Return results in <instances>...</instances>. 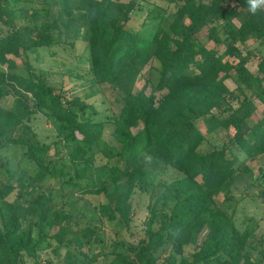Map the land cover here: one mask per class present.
<instances>
[{"label":"trees","instance_id":"trees-1","mask_svg":"<svg viewBox=\"0 0 264 264\" xmlns=\"http://www.w3.org/2000/svg\"><path fill=\"white\" fill-rule=\"evenodd\" d=\"M45 1L57 5V16L39 27L32 24L38 9L24 15L30 24H19L0 5V149L11 144L24 147L37 180L63 177L85 193H100L112 185L111 203L101 207L109 210V217L118 215L125 223L131 219L134 188L151 186L142 165L144 156L183 173L166 182L154 199L134 257L115 250L108 264H167L169 254L160 261L154 252L166 242L193 244L182 264H264L249 254L248 249L257 248L247 242L252 229L237 227L215 204L216 195L228 191V180L240 171L241 155L248 160L264 154V110L259 111L255 102L257 97L264 105V57L254 73L236 44L250 37L264 38V11L260 8L253 14L246 0H166L157 21L144 20L133 27L129 21L141 7L140 0ZM53 30L66 36L71 46L77 39L86 42L94 78L120 92L115 97L122 102L118 114L97 117L91 102L78 95L65 96L48 80L47 71L35 70L27 57L22 58L25 71L15 69L13 56L21 58L31 47L58 43ZM198 32H205L212 43L199 40ZM222 43L225 48L220 51ZM155 60L158 81L150 84L145 79L138 85L143 67ZM232 74L239 80L235 88L224 81ZM9 96L12 100L7 103ZM37 111L55 126L56 140L40 141L26 122ZM106 121L112 124L110 139L103 136ZM217 127L231 128L227 140L201 150L206 133ZM95 149L107 160L104 179L91 172ZM12 187L8 182L0 184V196ZM51 199L36 192L0 203V264H20L24 255L36 254L42 238L34 239L31 227L23 225L29 212H37L56 227L49 237L59 244L73 231L64 222L70 213L56 208ZM90 232L84 224L81 235L72 240L80 245L89 241ZM72 263L86 260H68Z\"/></svg>","mask_w":264,"mask_h":264},{"label":"rangeland","instance_id":"rangeland-1","mask_svg":"<svg viewBox=\"0 0 264 264\" xmlns=\"http://www.w3.org/2000/svg\"><path fill=\"white\" fill-rule=\"evenodd\" d=\"M139 2L141 7L133 11L129 21V25L133 27H140L144 20L157 21L163 7L167 4L166 0H140ZM1 4L7 15L15 17L19 24H30L31 21L24 15L32 8L39 10V15L32 19V24L35 23L38 27L43 21H52L57 16V5L45 0H0ZM261 9L264 11V6ZM242 10L245 13V9ZM218 32L222 37H227L226 31L219 29ZM198 33L199 40L212 43L205 32ZM52 34L58 43L51 46L31 47L22 53L21 58L13 56L17 62L15 69L24 72L22 58L27 57L35 70L47 71L48 80L55 83L65 96L78 95L91 102L97 111V117L106 118L118 114L122 102L117 101L115 97L120 92L110 84L98 82L94 78L87 59L86 42L77 39L76 44L71 46L68 38L61 36L57 30H53ZM236 44L240 46L241 53L246 56L248 68L257 73V63L261 57H264V38L250 37L244 43L237 41ZM218 48L222 51L225 44L218 45ZM158 78V61L155 60L143 67L137 84L140 85L145 79L150 84L156 83ZM224 81L229 88H235L239 83L235 74L226 77ZM149 89L148 86L147 90ZM11 100L12 96H9L6 102L9 103ZM232 102L237 104V100ZM255 102L259 111L264 110L263 103L257 97ZM86 113L91 115L89 109H86ZM26 122L37 133L40 141L56 140L55 126L44 113L37 111L31 114ZM105 126L106 131L103 136L110 139L112 137L109 130L112 124L106 121ZM200 127L204 130L201 124ZM25 131L28 132V130ZM230 132V127H217L206 133L200 149L206 150L212 145H222ZM58 145L60 146V143ZM23 151L24 147L19 144H11L0 149V184L8 182L13 186L8 194L4 197L0 196V203L4 200L9 202L15 198L22 200L36 192L51 195L52 203L56 208L61 206L70 213L71 216L64 222L71 226L73 231L68 232L65 240L59 244L49 237L56 227H50L46 220H41L37 212H29L23 219V225L31 227L34 239L39 237L42 239L36 254L34 256L24 255L20 264H68V260L75 258L78 261L84 258L85 264H108L115 250L130 258L134 257L138 240L145 236V221L154 199L166 182L183 175L179 169L171 165L144 156L142 165L146 172V179L151 186L147 190L138 186L134 188L130 197L131 219L125 223L118 215L114 218L109 217V210L101 207L102 203H111L109 192L112 190V185L100 193H85L78 191L77 186L72 182L63 181V177H47L37 180L34 177L35 167L24 156ZM94 151L95 170L91 172L104 179L108 174L106 157L99 150ZM51 152L59 155L54 148H51ZM243 157L244 154L241 155L238 163L240 171L228 180V191H221L216 195L215 204L232 217L237 227L242 230L252 229L247 242L256 243V247H261V249L250 247L249 254L252 259L264 263V154L255 159L244 160ZM67 163H69L68 160ZM246 165L251 169H244ZM84 224L89 225L91 229L90 238L89 241L84 239L79 245L72 240V237L81 235V227ZM192 247L193 244L175 246L166 242L158 246L154 252L160 256V261L162 256L169 254L167 264H182L181 259L189 258Z\"/></svg>","mask_w":264,"mask_h":264},{"label":"clouds","instance_id":"clouds-1","mask_svg":"<svg viewBox=\"0 0 264 264\" xmlns=\"http://www.w3.org/2000/svg\"><path fill=\"white\" fill-rule=\"evenodd\" d=\"M249 10L255 14L258 9L264 6V0H246Z\"/></svg>","mask_w":264,"mask_h":264}]
</instances>
